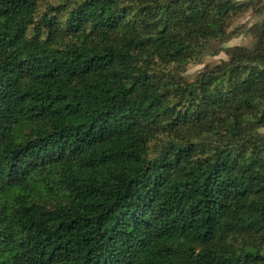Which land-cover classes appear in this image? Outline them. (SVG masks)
<instances>
[{
    "label": "trees",
    "instance_id": "trees-1",
    "mask_svg": "<svg viewBox=\"0 0 264 264\" xmlns=\"http://www.w3.org/2000/svg\"><path fill=\"white\" fill-rule=\"evenodd\" d=\"M248 5L0 0V264H264Z\"/></svg>",
    "mask_w": 264,
    "mask_h": 264
},
{
    "label": "rangeland",
    "instance_id": "rangeland-1",
    "mask_svg": "<svg viewBox=\"0 0 264 264\" xmlns=\"http://www.w3.org/2000/svg\"><path fill=\"white\" fill-rule=\"evenodd\" d=\"M235 4L249 3L242 11H239L230 20L229 31L231 38L225 44V47H247L252 48L255 43L253 29L264 20V0H232ZM229 56L226 50H223L216 56H207L201 63L191 64L182 75L188 80H192L196 74L201 72L206 66L219 64L228 60ZM260 134L264 135V128L260 129Z\"/></svg>",
    "mask_w": 264,
    "mask_h": 264
}]
</instances>
